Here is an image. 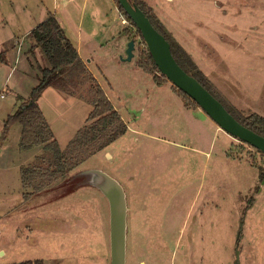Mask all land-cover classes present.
I'll return each instance as SVG.
<instances>
[{
	"label": "rangeland",
	"instance_id": "rangeland-1",
	"mask_svg": "<svg viewBox=\"0 0 264 264\" xmlns=\"http://www.w3.org/2000/svg\"><path fill=\"white\" fill-rule=\"evenodd\" d=\"M142 1L228 106L264 116V0ZM51 14L84 57L91 51L95 77L74 93L49 86L39 99L60 148L85 125L97 85L128 125L71 172L98 168L123 185L127 264H264V153L138 65L145 44L115 0H0V55L8 59L0 60V264H110L107 197L87 183L65 194L53 187L59 181L38 193L24 186L21 168L47 166L52 153L22 148L20 123L3 134L8 114L49 67L30 32Z\"/></svg>",
	"mask_w": 264,
	"mask_h": 264
},
{
	"label": "trees",
	"instance_id": "trees-1",
	"mask_svg": "<svg viewBox=\"0 0 264 264\" xmlns=\"http://www.w3.org/2000/svg\"><path fill=\"white\" fill-rule=\"evenodd\" d=\"M115 1L118 4V9L136 28L145 44V50H142L138 65L144 71L152 74L158 84L170 82L156 65L141 30L121 6L119 0ZM130 1L136 3L149 17L152 24L169 40L172 53L177 62L213 93L241 123L264 136V116L258 113L242 115L237 109L228 106L213 90L209 78L189 51L167 29L155 9L142 0ZM30 34L35 40V44L41 47L46 54L49 67L42 68L40 83L32 89L28 97L21 98L15 112L8 114L4 120L3 134L6 135L13 124L20 123L22 125V148L29 149L34 145H45L52 153L48 158L47 166L32 165L21 168L24 186L32 187L33 191L38 193L49 189L50 184L59 181L53 187H64L61 194H65L75 190L82 183V178L75 177V174H71V172L91 156L103 151L111 143L123 136L128 130V125L118 111L113 109L110 99L101 92V86L97 85L99 96L95 101L91 114L87 118L85 125L78 130L76 137L68 143L66 149L62 150L55 137L52 125L40 106L39 99L49 86L57 87L66 93H74V90L79 85H83L86 79L94 81L95 77L81 58L77 48L66 36L64 29L54 14L49 15ZM127 34L129 35V33ZM0 60L4 61L5 59L0 55ZM172 86L180 96L187 97L195 108L200 107L183 90L173 84ZM19 264H45V261L43 259H29Z\"/></svg>",
	"mask_w": 264,
	"mask_h": 264
},
{
	"label": "water",
	"instance_id": "water-1",
	"mask_svg": "<svg viewBox=\"0 0 264 264\" xmlns=\"http://www.w3.org/2000/svg\"><path fill=\"white\" fill-rule=\"evenodd\" d=\"M141 30L156 65L177 88L194 99L225 131L264 153V136L241 123L225 105L195 76L188 73L175 59L171 43L152 24L145 12L130 0H119ZM136 42L131 39L127 59L134 57ZM82 183L97 187L109 201L110 264H127L128 212L127 193L115 177L98 168H87L75 173Z\"/></svg>",
	"mask_w": 264,
	"mask_h": 264
},
{
	"label": "crops",
	"instance_id": "crops-1",
	"mask_svg": "<svg viewBox=\"0 0 264 264\" xmlns=\"http://www.w3.org/2000/svg\"><path fill=\"white\" fill-rule=\"evenodd\" d=\"M166 25V24H165ZM64 32H65V34H66V36L70 39V41L74 44V46L77 48V50L79 51V54H80V56H81V58L85 61V63L87 64V66L89 67V69H90V71L93 73V71H92V69L90 68V65H89V63L87 62V60L89 59V58H91L92 57V53H91V51L90 50H88V54H87V57H84V55H83V52H82V43H80V42H75V40L72 38V36L69 34V32L66 30V29H64ZM177 39V38H176ZM17 49L18 48H16L15 50L17 51ZM17 53V52H16ZM190 53V52H189ZM191 55H192V53H190ZM26 56V55H25ZM192 57H193V55H192ZM19 58V57H18ZM27 58V57H26ZM93 58V57H92ZM194 58V57H193ZM87 59V60H86ZM20 60H21V58H20ZM29 60H31V59H29L28 58V64H30L29 63ZM194 60H195V58H194ZM4 61H8V59H7V57H5V60ZM16 61H17V58H16ZM196 61V60H195ZM197 63V62H196ZM198 64V63H197ZM199 65V64H198ZM200 67V66H199ZM20 73V72H19ZM17 80H18V82L19 81H21V79L18 77L17 78ZM17 81H15L14 83H13V86L14 87H17Z\"/></svg>",
	"mask_w": 264,
	"mask_h": 264
},
{
	"label": "built area",
	"instance_id": "built-area-1",
	"mask_svg": "<svg viewBox=\"0 0 264 264\" xmlns=\"http://www.w3.org/2000/svg\"><path fill=\"white\" fill-rule=\"evenodd\" d=\"M124 22H126V20H124ZM2 96H4V94H2Z\"/></svg>",
	"mask_w": 264,
	"mask_h": 264
}]
</instances>
